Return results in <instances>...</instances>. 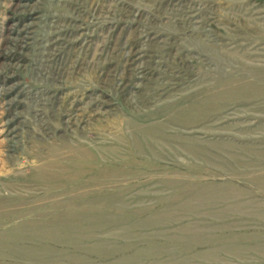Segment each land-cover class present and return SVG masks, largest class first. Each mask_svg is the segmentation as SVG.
I'll return each mask as SVG.
<instances>
[{"label":"rangeland","instance_id":"374dc122","mask_svg":"<svg viewBox=\"0 0 264 264\" xmlns=\"http://www.w3.org/2000/svg\"><path fill=\"white\" fill-rule=\"evenodd\" d=\"M0 264H264V0H0Z\"/></svg>","mask_w":264,"mask_h":264},{"label":"bare ground","instance_id":"6f19581e","mask_svg":"<svg viewBox=\"0 0 264 264\" xmlns=\"http://www.w3.org/2000/svg\"><path fill=\"white\" fill-rule=\"evenodd\" d=\"M263 79V78H262ZM232 87H234V86H231V87H229V88H226V89H230V90H238V92H244V91H241V87H236V88H232ZM248 89V88H247Z\"/></svg>","mask_w":264,"mask_h":264}]
</instances>
